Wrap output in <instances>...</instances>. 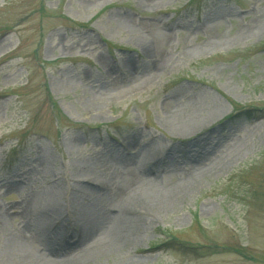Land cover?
<instances>
[{
  "label": "rangeland",
  "instance_id": "obj_1",
  "mask_svg": "<svg viewBox=\"0 0 264 264\" xmlns=\"http://www.w3.org/2000/svg\"><path fill=\"white\" fill-rule=\"evenodd\" d=\"M243 107L264 108V0H0V264L17 237L64 264H264V114L227 119ZM147 185L180 194L90 253Z\"/></svg>",
  "mask_w": 264,
  "mask_h": 264
},
{
  "label": "bare ground",
  "instance_id": "obj_2",
  "mask_svg": "<svg viewBox=\"0 0 264 264\" xmlns=\"http://www.w3.org/2000/svg\"><path fill=\"white\" fill-rule=\"evenodd\" d=\"M174 130L177 131L176 129ZM78 184L81 186L96 184L102 187L104 186V181L102 182L97 176L85 172L78 177ZM140 188H132L128 191L123 207L114 216V221L117 223L115 226L108 229L104 234L100 232L99 234L94 233L93 236L88 238V250L90 253L98 251V254L101 255L110 254L120 245L126 244L130 240V228L136 222L135 215L148 214L164 203L177 198L180 194V192L153 190L149 185ZM55 205L51 223L60 219V205L57 201ZM73 212L75 214H84V207L76 205ZM41 242L39 241V248L36 250L34 247H30L23 238H7L6 252L11 264H64L65 261H61L52 249L46 247L45 241L42 240Z\"/></svg>",
  "mask_w": 264,
  "mask_h": 264
},
{
  "label": "trees",
  "instance_id": "obj_3",
  "mask_svg": "<svg viewBox=\"0 0 264 264\" xmlns=\"http://www.w3.org/2000/svg\"><path fill=\"white\" fill-rule=\"evenodd\" d=\"M44 12V9L42 10ZM72 23V21H70ZM80 28H84L86 27L85 25H82V26H79ZM235 111L237 113L233 114V115H230L227 117L228 120H231V121H237L239 119H242L243 117H252L253 113L255 112H259L261 114H264V108H259V109H252V108H246V107H243L242 109H235ZM226 119V120H227ZM57 125L59 126L60 125V122L58 121L57 119ZM174 241H176L174 239ZM179 245H182L183 248H184V243H181L179 242L178 243ZM185 250V249H184Z\"/></svg>",
  "mask_w": 264,
  "mask_h": 264
}]
</instances>
